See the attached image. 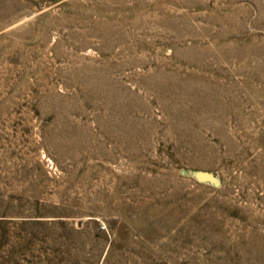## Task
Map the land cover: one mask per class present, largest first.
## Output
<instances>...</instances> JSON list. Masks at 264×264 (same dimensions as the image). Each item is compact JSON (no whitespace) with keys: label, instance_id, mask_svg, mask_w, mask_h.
I'll return each instance as SVG.
<instances>
[{"label":"rangeland","instance_id":"1","mask_svg":"<svg viewBox=\"0 0 264 264\" xmlns=\"http://www.w3.org/2000/svg\"><path fill=\"white\" fill-rule=\"evenodd\" d=\"M0 264H264V0H0Z\"/></svg>","mask_w":264,"mask_h":264}]
</instances>
